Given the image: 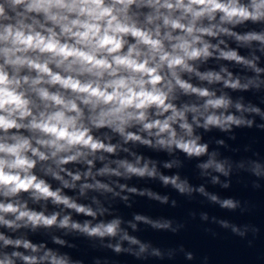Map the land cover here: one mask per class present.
Instances as JSON below:
<instances>
[{
	"label": "clouds",
	"instance_id": "obj_1",
	"mask_svg": "<svg viewBox=\"0 0 264 264\" xmlns=\"http://www.w3.org/2000/svg\"><path fill=\"white\" fill-rule=\"evenodd\" d=\"M209 61L234 63L244 74L227 64L204 68ZM262 77L264 0H0V264H82L61 251L76 246L65 237H119L104 246L130 252L122 247L127 241L139 245L133 254L140 258L150 245L129 235L100 197L129 207V194L161 204L169 198L121 180L159 179L181 195L197 192L222 210L241 209L235 196L209 194L179 172L158 170L160 163L182 167L178 156L160 162L135 149L195 159L202 176L221 184L232 162L202 132L251 128L245 113L264 120L259 106L233 98L261 91ZM251 163L259 177L264 161ZM133 220L177 231L170 219L136 213ZM42 232L49 239H32ZM152 255L162 258L158 249Z\"/></svg>",
	"mask_w": 264,
	"mask_h": 264
}]
</instances>
